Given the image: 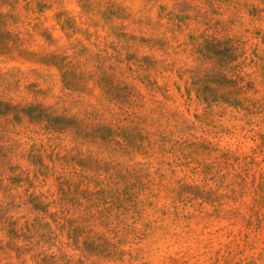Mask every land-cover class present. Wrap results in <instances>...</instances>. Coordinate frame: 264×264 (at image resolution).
<instances>
[{"label":"rangeland","instance_id":"rangeland-1","mask_svg":"<svg viewBox=\"0 0 264 264\" xmlns=\"http://www.w3.org/2000/svg\"><path fill=\"white\" fill-rule=\"evenodd\" d=\"M0 264H264V0H0Z\"/></svg>","mask_w":264,"mask_h":264}]
</instances>
